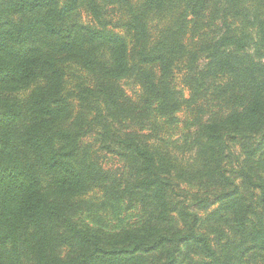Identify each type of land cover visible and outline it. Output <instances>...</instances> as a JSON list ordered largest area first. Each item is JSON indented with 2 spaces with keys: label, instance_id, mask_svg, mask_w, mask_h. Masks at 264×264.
Listing matches in <instances>:
<instances>
[{
  "label": "trees",
  "instance_id": "obj_1",
  "mask_svg": "<svg viewBox=\"0 0 264 264\" xmlns=\"http://www.w3.org/2000/svg\"><path fill=\"white\" fill-rule=\"evenodd\" d=\"M200 98L215 109L176 134ZM90 134L121 173L96 159ZM133 209L134 222L107 218ZM254 256L264 0H0V264Z\"/></svg>",
  "mask_w": 264,
  "mask_h": 264
},
{
  "label": "rangeland",
  "instance_id": "obj_2",
  "mask_svg": "<svg viewBox=\"0 0 264 264\" xmlns=\"http://www.w3.org/2000/svg\"><path fill=\"white\" fill-rule=\"evenodd\" d=\"M114 5H110L107 7V15L108 16H114L116 11V8L112 7ZM80 17L81 19H85L88 20L89 16L87 15L85 8H81L80 11ZM226 78L225 80L220 79L219 81H217L216 83L218 85H222L224 83H226ZM125 87V89L127 90L128 93H131V91H133L136 87H133L132 84L128 83L123 85ZM132 94V93H131ZM185 95L187 94V90H185ZM208 97V96H207ZM199 98V97H198ZM198 101H202L201 104H203V111L199 113V111L194 113H188V114H184V113H180L178 114V128L176 130V134H180L183 131H186L188 129L189 126H191L192 121L195 120V118H199V119H203L205 118L209 112V110H213L215 109V103L216 101L211 100L210 98H207V100H202V98H200ZM206 102V104H205ZM170 137H176L174 134H170ZM173 138V139H174ZM85 142H91L93 147L95 148V157L96 159L102 164L103 167L105 168H112V169H117L119 170V172L121 173L122 171H120L123 167V161L120 159V157H118L117 155L113 154V153H107L105 151H103L102 149L98 148V143L95 140V136L93 134H90L88 136H86V138L84 139ZM237 147V146H236ZM236 150H239V147L236 148ZM104 212H101V214H103ZM98 214V213H97ZM87 219L88 218V213L84 214ZM111 223H117L116 225H123V223H129V222H134L137 219V211L136 210H128L123 212L120 216L117 217L118 221H116V218L114 216H109L107 217ZM116 221V222H115ZM249 258V256L247 257ZM244 264H264V260H262L260 257L258 256H254L251 257L250 259H247L245 261Z\"/></svg>",
  "mask_w": 264,
  "mask_h": 264
}]
</instances>
